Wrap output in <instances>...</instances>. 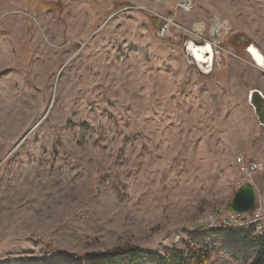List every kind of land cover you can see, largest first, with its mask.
Masks as SVG:
<instances>
[{
  "label": "rangeland",
  "instance_id": "rangeland-1",
  "mask_svg": "<svg viewBox=\"0 0 264 264\" xmlns=\"http://www.w3.org/2000/svg\"><path fill=\"white\" fill-rule=\"evenodd\" d=\"M179 1L0 0V264L186 243L208 264L253 260L209 231L232 211L236 157L264 165L248 100L264 69L246 50L264 54V0ZM216 19L233 54L204 75L182 43Z\"/></svg>",
  "mask_w": 264,
  "mask_h": 264
},
{
  "label": "trees",
  "instance_id": "trees-1",
  "mask_svg": "<svg viewBox=\"0 0 264 264\" xmlns=\"http://www.w3.org/2000/svg\"><path fill=\"white\" fill-rule=\"evenodd\" d=\"M229 208L231 209V206ZM209 234L245 244L246 248L256 252L253 260L247 264H264V236L250 237L246 231L224 234L215 229H211ZM189 255L193 256V260L187 259ZM208 258V249L195 247L188 243H186V249L171 248L164 254L147 252L138 245H125L102 252H85L79 256L60 254L53 262L46 264H144L146 260L150 262L159 260L163 264H208Z\"/></svg>",
  "mask_w": 264,
  "mask_h": 264
},
{
  "label": "built area",
  "instance_id": "built-area-1",
  "mask_svg": "<svg viewBox=\"0 0 264 264\" xmlns=\"http://www.w3.org/2000/svg\"><path fill=\"white\" fill-rule=\"evenodd\" d=\"M178 6L188 11L191 8V0H180ZM221 26L222 24L218 28L214 27L208 36L203 32L204 29H202V31L193 29L192 31V34L196 37L194 39L206 41L211 45L214 66H220L226 54H233L223 44ZM166 31V29L162 28L160 34H166ZM235 162L237 165V172L241 175L238 180V187L246 181H250L255 185V177L264 170L263 163L242 156H237ZM212 229L219 230L224 234L246 231L249 233L250 237H262L264 236V207L259 204L257 198V203L251 211L237 212L232 210L226 214L219 223L213 225Z\"/></svg>",
  "mask_w": 264,
  "mask_h": 264
},
{
  "label": "water",
  "instance_id": "water-1",
  "mask_svg": "<svg viewBox=\"0 0 264 264\" xmlns=\"http://www.w3.org/2000/svg\"><path fill=\"white\" fill-rule=\"evenodd\" d=\"M251 47L261 55L263 58L262 63L256 61L253 52L250 50ZM246 50L250 54L255 65L260 69H264V54L262 51L253 44H249ZM182 51L186 56L192 58L200 73L209 74L211 72L213 53L211 45L208 42L187 37L182 43ZM248 100L259 123L264 126V94L259 89L252 88L248 93ZM256 200L257 191L254 184L250 181H246L235 189L231 199V209L237 212H249L254 208Z\"/></svg>",
  "mask_w": 264,
  "mask_h": 264
},
{
  "label": "bare ground",
  "instance_id": "bare-ground-1",
  "mask_svg": "<svg viewBox=\"0 0 264 264\" xmlns=\"http://www.w3.org/2000/svg\"><path fill=\"white\" fill-rule=\"evenodd\" d=\"M215 21H216V23H214L213 28H214V27H216V28L220 27L221 23H220L219 21H217V19H216ZM250 50L253 52V55H254L256 61H257L258 63H262V62H263V58L261 57V55H259V54L257 53V51H256L253 47H251ZM254 207H255V206H254Z\"/></svg>",
  "mask_w": 264,
  "mask_h": 264
},
{
  "label": "crops",
  "instance_id": "crops-1",
  "mask_svg": "<svg viewBox=\"0 0 264 264\" xmlns=\"http://www.w3.org/2000/svg\"><path fill=\"white\" fill-rule=\"evenodd\" d=\"M216 66H214V64L212 65V70H211V72L209 73V74H211V73H213V68H215ZM257 67V66H256ZM202 74V73H201ZM209 74H204V75H209ZM258 89V88H257ZM261 91V90H260ZM262 92V91H261ZM263 93V92H262ZM264 94V93H263Z\"/></svg>",
  "mask_w": 264,
  "mask_h": 264
}]
</instances>
